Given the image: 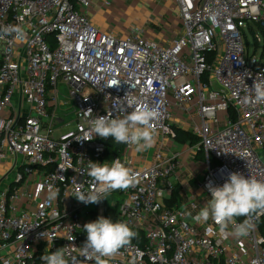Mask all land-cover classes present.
<instances>
[{
  "label": "built area",
  "instance_id": "1",
  "mask_svg": "<svg viewBox=\"0 0 264 264\" xmlns=\"http://www.w3.org/2000/svg\"><path fill=\"white\" fill-rule=\"evenodd\" d=\"M160 1L180 20L179 34L161 43L99 29L93 0H0V264H44L61 247L69 264H96L80 247L83 225L101 216L138 233L109 264H264V213L247 217L246 236L192 218L210 199L206 185L231 172L264 180V104L251 88L264 70L242 39L244 23L264 34V0ZM59 81L67 102L58 103ZM133 97L160 112L151 149L89 135L91 120L123 118ZM177 130L196 143H179ZM116 158L134 170L135 186L79 202L77 193L99 187L89 161Z\"/></svg>",
  "mask_w": 264,
  "mask_h": 264
},
{
  "label": "clouds",
  "instance_id": "2",
  "mask_svg": "<svg viewBox=\"0 0 264 264\" xmlns=\"http://www.w3.org/2000/svg\"><path fill=\"white\" fill-rule=\"evenodd\" d=\"M251 88L254 92V102L264 104V78L255 79ZM127 103L132 110L123 118H112L111 114H107L91 120L89 135L99 136L102 139L111 137L117 144L135 146L137 152L149 150L156 142L157 133L152 124L159 118L160 112L154 107L138 105L134 97L128 99ZM84 113L90 117L93 112L89 108ZM87 175L99 187L97 192L77 193L75 197L84 204H98L106 199L100 194L127 190L135 186L138 179L134 170L120 158L110 163L89 161ZM206 187L211 195L206 205L192 217L197 223H206L211 219L221 233L226 232L229 225H232L234 235L246 236L251 227L247 217L264 213V180L251 176L245 178L239 172H231L221 186L210 183ZM238 217H246V219L237 223ZM83 230L87 236L80 247V255L89 260L95 259L96 264H109L120 249L131 246L132 240L138 237V233L126 222H114L111 218L103 216L84 224ZM40 259L44 264H69L65 258L64 247L50 254H44Z\"/></svg>",
  "mask_w": 264,
  "mask_h": 264
},
{
  "label": "crops",
  "instance_id": "3",
  "mask_svg": "<svg viewBox=\"0 0 264 264\" xmlns=\"http://www.w3.org/2000/svg\"><path fill=\"white\" fill-rule=\"evenodd\" d=\"M168 7L160 0H93L90 18L99 29L115 35L139 30L161 43L163 39L171 41L180 32V20L167 13Z\"/></svg>",
  "mask_w": 264,
  "mask_h": 264
},
{
  "label": "rangeland",
  "instance_id": "4",
  "mask_svg": "<svg viewBox=\"0 0 264 264\" xmlns=\"http://www.w3.org/2000/svg\"><path fill=\"white\" fill-rule=\"evenodd\" d=\"M243 33V46L245 51L248 54L249 61L252 62V65L259 66V68L264 70V34L262 30L255 24L247 25L244 23L242 25ZM57 91H58V103L63 101H68V88L66 85L61 84L59 81L57 83ZM72 110L71 105H66L63 107H59L57 114H63L64 112L68 113ZM72 116L66 117V121L71 120ZM62 131H65L63 128ZM152 150H150V158L152 157ZM200 180V177L198 178ZM194 185V182H191ZM118 200V199H117ZM107 203H111L109 199L106 201Z\"/></svg>",
  "mask_w": 264,
  "mask_h": 264
},
{
  "label": "trees",
  "instance_id": "5",
  "mask_svg": "<svg viewBox=\"0 0 264 264\" xmlns=\"http://www.w3.org/2000/svg\"><path fill=\"white\" fill-rule=\"evenodd\" d=\"M176 137H177V141L179 143H185V142H190L191 144H195L196 143V139L194 138V136H192L190 133H186L184 131H180V130H177L176 131ZM112 148V145L110 144L109 148H108V154H109V151L111 150ZM118 150L117 149V153H118ZM259 229H260V233L261 235L264 236V218H262L260 220V223H259Z\"/></svg>",
  "mask_w": 264,
  "mask_h": 264
}]
</instances>
